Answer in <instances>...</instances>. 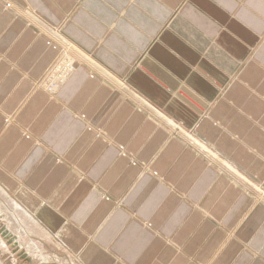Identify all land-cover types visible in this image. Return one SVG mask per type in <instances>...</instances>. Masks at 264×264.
I'll return each instance as SVG.
<instances>
[{
  "label": "crops",
  "instance_id": "crops-1",
  "mask_svg": "<svg viewBox=\"0 0 264 264\" xmlns=\"http://www.w3.org/2000/svg\"><path fill=\"white\" fill-rule=\"evenodd\" d=\"M0 189L77 264H264V0H0Z\"/></svg>",
  "mask_w": 264,
  "mask_h": 264
},
{
  "label": "rangeland",
  "instance_id": "rangeland-1",
  "mask_svg": "<svg viewBox=\"0 0 264 264\" xmlns=\"http://www.w3.org/2000/svg\"><path fill=\"white\" fill-rule=\"evenodd\" d=\"M61 56L62 52L60 54V57ZM59 58L51 67L57 64ZM43 77L39 82H42L45 78ZM36 85L37 87L41 86L38 84ZM43 87L46 91L52 93L49 87ZM52 95L54 96V93H52ZM9 200L7 195L0 191V211L2 212V216L0 217V263L77 264L76 260L74 261L70 257H67L36 223L31 221V219H27L24 215H21L18 210H15ZM5 230L9 231L10 235H12V242L6 237L4 233ZM9 237L11 238V236ZM14 243H18L21 246H17ZM25 254L28 259L23 257Z\"/></svg>",
  "mask_w": 264,
  "mask_h": 264
},
{
  "label": "bare ground",
  "instance_id": "bare-ground-1",
  "mask_svg": "<svg viewBox=\"0 0 264 264\" xmlns=\"http://www.w3.org/2000/svg\"><path fill=\"white\" fill-rule=\"evenodd\" d=\"M69 50L72 53V50L71 49ZM72 63H73V58L71 57V54L69 55V53H66V54L64 53L63 56L58 60L57 64L46 75V78L44 79V82L42 83L43 86L49 87L51 92L54 93L60 87V85L65 81V79L73 72ZM0 191L1 193H3L1 189ZM9 201L11 205L13 206V208L15 210H18L21 215H24L27 219H31L30 216L24 210H22L20 207L16 205V203L12 202L11 200ZM1 214L2 212L0 211V217L2 216ZM4 233L6 237L9 239V241L12 242L13 237L12 235H10L9 231L5 230ZM9 236H11V238ZM14 244L17 246L20 245L18 243H14ZM23 257L25 259H28L26 254L23 255Z\"/></svg>",
  "mask_w": 264,
  "mask_h": 264
}]
</instances>
